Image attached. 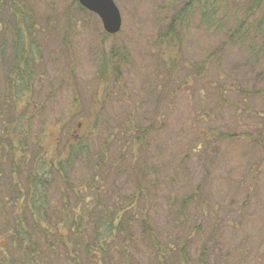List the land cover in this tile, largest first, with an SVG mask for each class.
I'll list each match as a JSON object with an SVG mask.
<instances>
[{"label": "trees", "instance_id": "trees-1", "mask_svg": "<svg viewBox=\"0 0 264 264\" xmlns=\"http://www.w3.org/2000/svg\"><path fill=\"white\" fill-rule=\"evenodd\" d=\"M72 3L77 13L87 11L78 0ZM71 5L60 6L52 0H0V264H222L212 258L220 237L217 225L211 227L214 234L208 238L205 223L192 230L187 227L190 208L199 204L204 190L199 184L182 193L175 185L171 171L175 157L168 153L171 147L165 125L169 115L165 112L167 102L173 104L178 92L192 82L210 97L203 114L196 116L203 125L216 110H232L241 128L246 121L238 120L239 116L253 118L260 113L255 101H264V87L231 77L220 65L230 49L228 42L256 63H264V0H164L165 17L156 21L162 19L165 25L153 36V60L162 78L161 84H151L150 94V98L155 96L151 100L154 108L159 105L163 110L161 118L157 114L150 117L147 111L134 116L132 107L106 127L107 116L101 111L105 100L99 107L96 98L85 112L79 104L66 131L61 118L55 122L65 137L62 147L46 154L44 138L34 137L33 122L38 119L43 126L47 124L45 112L52 96L47 93L36 101L34 91L47 73L45 53L51 33L61 40L59 49L51 51L56 54L53 61L64 54L70 59L73 36L83 26ZM196 28L223 34L227 49L223 43H214L203 59L193 61L186 55L184 40L187 31ZM127 62V54L103 50L94 92L104 87L105 95L131 102L121 72ZM76 69L70 59L64 73L61 69L59 83L77 86ZM73 91L77 103V89ZM166 92L170 100L160 98ZM79 111L81 121L72 130ZM151 133L155 139L158 136L154 151ZM192 134L202 135L201 142L182 150L181 169L217 141H237L233 134L214 127L192 130ZM237 135L250 150H264L262 142L242 132ZM111 146L116 154L110 153ZM81 156L84 169L92 175L89 182L75 187L68 183L67 172ZM159 176L171 184L162 206H157L163 212L153 208V180ZM56 180L66 182L67 188L56 190ZM128 182L132 186L126 189ZM148 198L153 201L147 203ZM207 205L206 200L200 205L202 215L217 218L214 208ZM135 235L144 242H132Z\"/></svg>", "mask_w": 264, "mask_h": 264}, {"label": "rangeland", "instance_id": "rangeland-1", "mask_svg": "<svg viewBox=\"0 0 264 264\" xmlns=\"http://www.w3.org/2000/svg\"><path fill=\"white\" fill-rule=\"evenodd\" d=\"M52 1L58 2L60 6L64 7L73 4L72 0ZM114 1L121 12L122 27L118 33L110 36L105 32L98 15L89 10L79 14L71 5V8H74L72 12L74 17L81 18L83 25L73 36L72 50L68 54L77 68V86L59 83L61 69L64 73L70 59L64 54L63 56L58 55L57 60L53 61L56 54L51 51L59 49L61 40L55 33H51V37L49 36L48 49L45 53L47 73L41 77V84L36 83L34 99L41 100L47 93L52 98L45 112L47 124L43 126L38 119L33 122L34 137L36 140L44 138L46 154L53 153L58 146L62 147L63 137H65V135L61 136L55 122L61 118L63 131H66L72 121V119L70 120L71 113L76 111L79 104L82 105L81 111L85 112L91 100L94 101L96 98L98 99L96 106L99 107L105 100L104 109L99 108L96 111L101 110L107 116L106 127L113 125L125 110H130L132 107L135 109L134 116L140 117V111H142L143 114L148 112L150 117L157 114V117L161 118L163 110L159 105L156 109L154 108L152 101L155 96L152 95L150 98V94L152 92L151 84L153 82L161 84L162 78L160 70L156 69L157 63L153 60L155 53L153 36L161 32L165 25L161 23L162 19L156 21L159 16L165 17L166 11L162 7L164 0ZM105 35L106 37L103 39ZM184 42L186 55L193 61L203 59L215 45H221L219 43H223L225 49L229 45L230 49L224 55L220 65L225 73L231 77L239 78L253 87H264V63H256L251 57L246 56L242 48H231L232 45L229 42L226 46V37L223 34L211 35L196 28L187 31ZM214 43L216 44L214 45ZM103 50L107 53L110 50H115L127 54L128 62L122 64L121 72L125 79L127 93H130L133 98L131 102L116 97V95L112 97L105 95L104 87L94 92L97 89L94 88L97 86L95 82L97 81L98 59ZM159 88L161 90V86ZM74 89H77L78 92L77 103ZM119 93L126 96L123 92ZM138 94L145 95V97L139 99L137 98ZM168 95L166 92L160 98L165 97L166 100H170ZM147 97L150 99L148 100ZM207 98H210L208 91L202 89L201 86H194L191 82L181 92H178L173 104L167 102L168 107L165 112L169 115L165 125L169 131L167 138L170 140L171 147L168 149V153L170 155L173 153L175 157L171 168L176 179L175 185L182 193L190 192V188H195L199 184L204 190V195L199 198V204H193L190 208L187 227L192 230L197 228V224L205 223V233L208 238L214 234L211 227L214 224L217 225L220 237L215 245L212 258L222 264H264V150H250L239 141L237 135L238 132H242L245 136H251L254 141L264 144V101L261 99L255 101V110L260 113L254 114L253 118L239 116L238 120L246 121L245 126L241 128V124L237 122L236 116L230 109L216 110L212 113V119L203 125L200 122L201 119L196 116L203 114ZM81 111L77 113L76 120L72 123V130L81 121ZM156 126L159 129L161 122ZM106 127L104 126L106 131L110 132ZM212 127L233 134L237 141L235 139L217 141L198 153L188 166L181 169L179 157L181 159L183 155L182 150L191 149L195 143L201 142L199 137L202 135L195 136L192 134V130L202 132ZM150 138L154 151V146L158 145L156 140L158 136L155 139L151 133ZM60 141L61 146L59 145ZM110 153L116 154L115 147H110ZM83 159L84 156H81L74 160L67 172L68 183L75 187H80L91 180L88 177L92 174L84 169ZM128 176L126 174L125 179L129 181ZM153 182L150 183L152 196L156 201L153 202V208L157 212H161L162 208L157 206H162L163 197L169 193L167 190L171 184L166 177L161 176L158 180L154 178ZM157 182L158 187L156 188L155 183ZM55 183L57 184L56 190L67 188L64 181L62 183L61 180H56ZM123 183L124 181H120L121 185ZM131 186L129 183L126 189ZM69 192L66 193L70 194ZM204 200L207 201L208 207L214 208V211L217 212L215 213L217 218L216 216L202 215L200 205ZM147 201L149 203L153 199ZM131 239L137 244L144 242V239L137 235Z\"/></svg>", "mask_w": 264, "mask_h": 264}, {"label": "water", "instance_id": "water-1", "mask_svg": "<svg viewBox=\"0 0 264 264\" xmlns=\"http://www.w3.org/2000/svg\"><path fill=\"white\" fill-rule=\"evenodd\" d=\"M78 2L99 16L106 33L112 35L120 31L122 16L114 0H78Z\"/></svg>", "mask_w": 264, "mask_h": 264}]
</instances>
